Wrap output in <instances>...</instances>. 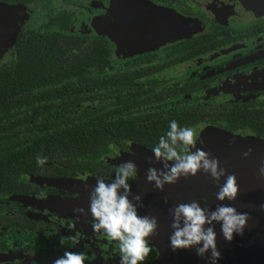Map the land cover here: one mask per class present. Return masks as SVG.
Here are the masks:
<instances>
[{
    "label": "flooded vegetation",
    "instance_id": "obj_1",
    "mask_svg": "<svg viewBox=\"0 0 264 264\" xmlns=\"http://www.w3.org/2000/svg\"><path fill=\"white\" fill-rule=\"evenodd\" d=\"M16 3L31 9L23 27L38 35L71 33L111 48L103 65L92 67L89 74L102 78L106 93L88 99L85 107L103 110L128 129L119 127L109 137L107 150L90 159L86 170L71 171L68 164L49 160L36 172L22 174L15 189L10 179L5 186L0 183V264H53L64 251L85 253V264H118L115 244L97 237L90 216L77 218L73 209L88 207L97 176L114 178L115 168L128 160L139 168L138 178L130 183L133 192L143 197L140 213L159 218L147 264H207L194 250H171L169 210L192 200L215 206L205 203L192 181L191 185H166L163 191L153 189L146 181V170L161 167L149 158L173 119L192 127L198 134L197 147L215 157L211 146L217 145L212 143L223 135L264 144V11L254 10L248 0ZM62 17L68 18L66 27L61 26ZM191 21L195 27L189 36L167 39L171 24L177 22L172 28L189 27ZM153 23L160 24L154 32ZM158 36L163 40L147 50L129 49L132 44L152 43ZM13 49L14 44L0 63L12 60ZM110 75H116L117 81H106ZM216 232L222 253L219 264H263L264 244L258 233L245 230L243 236L234 234L237 241L229 242L219 224ZM74 236L79 237L75 247Z\"/></svg>",
    "mask_w": 264,
    "mask_h": 264
},
{
    "label": "trees",
    "instance_id": "obj_2",
    "mask_svg": "<svg viewBox=\"0 0 264 264\" xmlns=\"http://www.w3.org/2000/svg\"><path fill=\"white\" fill-rule=\"evenodd\" d=\"M61 24L66 27L68 18ZM28 30L18 31L12 60L0 63V183L10 179L13 189L22 174L39 169L37 155L66 163L71 171L86 170L119 127L128 129L103 110L85 107L88 99L106 93L102 78L89 74L107 60L110 47L71 33L43 36ZM107 80L114 83L117 77Z\"/></svg>",
    "mask_w": 264,
    "mask_h": 264
},
{
    "label": "clouds",
    "instance_id": "obj_3",
    "mask_svg": "<svg viewBox=\"0 0 264 264\" xmlns=\"http://www.w3.org/2000/svg\"><path fill=\"white\" fill-rule=\"evenodd\" d=\"M197 144L198 134L192 127L181 126L175 119L169 121L168 130L160 135L149 158L151 164H160L161 167L152 166L146 170L147 183L153 189L163 191L166 185L203 173L217 185L216 200L235 201L240 192L236 175L229 174L219 157L197 147ZM252 152L249 147L242 153L243 158H248ZM119 155L117 152L116 156ZM36 163L43 167L47 157L37 155ZM114 171V178L110 180L97 176L91 187L88 207H76L73 211L78 214L77 218L90 216L92 232L109 244H115L118 264H147L153 252L151 238L158 234L159 218L140 213L144 207L143 197L133 192L130 183L138 178L136 162L124 161ZM257 175L264 180V162L259 165ZM202 199L207 202V197ZM258 208L264 211V203H260ZM169 212L171 250H194L207 264H219L222 257L217 245L216 225H220L223 237L231 242L234 234L243 236L251 220L249 213L240 212L235 206L220 203L213 209L202 206L199 200L176 203ZM78 244L79 237L74 236L72 246ZM87 259L83 252L64 251L53 264H85Z\"/></svg>",
    "mask_w": 264,
    "mask_h": 264
},
{
    "label": "water",
    "instance_id": "obj_4",
    "mask_svg": "<svg viewBox=\"0 0 264 264\" xmlns=\"http://www.w3.org/2000/svg\"><path fill=\"white\" fill-rule=\"evenodd\" d=\"M255 10L264 11V0H248ZM31 9L23 3L9 4L0 1V59L4 52L13 46V41L18 35V31L27 22ZM187 21V19H186ZM189 27L185 25L178 28H172L177 22L169 27L167 39H176L180 36H189L195 25L190 22ZM160 24H152V32L158 30ZM144 31V30H143ZM146 31H149L146 30ZM135 33H138L136 31ZM163 39H153L149 44H132L129 49L134 52H140L149 49L148 47L160 43ZM212 152L219 157L221 165L225 167L229 174L234 173L240 186L238 198L235 201H218L214 193L218 191L217 185L205 174L201 173L195 177L187 179L182 178L175 185H191L194 182L196 191L203 197H207L209 204L217 206L220 203L235 206L240 212H247L251 215L248 232L257 234L264 244V211L259 210L258 205L264 203V180L257 175V170L261 162H264V144L251 143L250 141H241L239 138L223 135L222 138L212 143ZM253 149L248 158H243L242 153L248 148ZM257 151H255L256 149ZM192 181V182H191ZM223 183V180L221 181ZM253 229V230H251ZM264 264V256L261 258Z\"/></svg>",
    "mask_w": 264,
    "mask_h": 264
},
{
    "label": "rangeland",
    "instance_id": "obj_5",
    "mask_svg": "<svg viewBox=\"0 0 264 264\" xmlns=\"http://www.w3.org/2000/svg\"><path fill=\"white\" fill-rule=\"evenodd\" d=\"M254 10H255V9H254ZM219 139H220V138H219ZM239 139H240L241 141H245V142L248 141L247 137H240ZM223 238H224V237H223ZM224 239H225V238H224ZM234 240H235V239H233V242L237 241V240H235V241H234Z\"/></svg>",
    "mask_w": 264,
    "mask_h": 264
}]
</instances>
